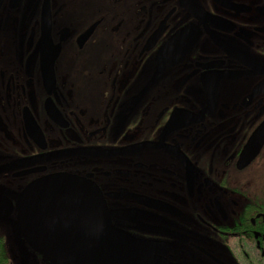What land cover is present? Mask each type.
I'll return each instance as SVG.
<instances>
[{
    "label": "flooded vegetation",
    "instance_id": "1",
    "mask_svg": "<svg viewBox=\"0 0 264 264\" xmlns=\"http://www.w3.org/2000/svg\"><path fill=\"white\" fill-rule=\"evenodd\" d=\"M0 207L9 264H264V0H0Z\"/></svg>",
    "mask_w": 264,
    "mask_h": 264
},
{
    "label": "water",
    "instance_id": "2",
    "mask_svg": "<svg viewBox=\"0 0 264 264\" xmlns=\"http://www.w3.org/2000/svg\"><path fill=\"white\" fill-rule=\"evenodd\" d=\"M37 184L42 185L40 190L42 191H48V192H55V191H60V192H73V191H81V192H86L87 197V204L86 207L90 206V200H93V197L91 196L94 194V198L96 200H101L100 192L95 188L94 183L91 180H88L86 178H77L74 176H67V175H54L47 177L44 180H41ZM31 185L28 187L20 196H19V203L21 206V211H22V220L21 223L18 227V230L23 233V236L25 240L35 248H44L42 250H48L51 248L50 246H43L42 244L48 243V239H41L40 236H37L36 232V224L37 221L40 224H44L47 222V220L51 221V218H60V215H55L52 216L53 214L51 213H46L43 214L41 211L42 206H37L40 204H36V199L34 198V191H35V186ZM94 205V204H93ZM93 205H91L93 207ZM103 213L102 215L106 218H104V222L108 221L107 217L109 216V212L106 210L104 207L105 204L101 203ZM95 208V207H94ZM51 207H47L46 210H50ZM11 207H0V221L4 222H9V216L11 214ZM64 215V214H63ZM110 238L103 239L104 247L105 244H109V247H114V248H119L118 253H114V255H109L111 258H116L118 256H121L124 250H126L127 245H126V239L124 237L116 238L115 234H110ZM9 239V238H8ZM11 240V239H9ZM55 241H61L59 243L58 248L64 249L67 247L66 239H55ZM20 240L18 238L16 239V244H19ZM11 246L12 248L14 246L13 241H11ZM54 247V246H52ZM51 251V250H50ZM47 258L50 260L59 263V264H80V262H83V256L80 255H70V254H56V253H49L46 255ZM87 259H90L92 257L86 256ZM87 262H90L89 260Z\"/></svg>",
    "mask_w": 264,
    "mask_h": 264
},
{
    "label": "trees",
    "instance_id": "3",
    "mask_svg": "<svg viewBox=\"0 0 264 264\" xmlns=\"http://www.w3.org/2000/svg\"><path fill=\"white\" fill-rule=\"evenodd\" d=\"M11 240L8 239V237L1 232V226H0V264H9L10 263V257L12 256L9 254L8 250L11 246Z\"/></svg>",
    "mask_w": 264,
    "mask_h": 264
},
{
    "label": "rangeland",
    "instance_id": "4",
    "mask_svg": "<svg viewBox=\"0 0 264 264\" xmlns=\"http://www.w3.org/2000/svg\"><path fill=\"white\" fill-rule=\"evenodd\" d=\"M1 232H2V234L6 235V236L11 235V232L9 231V229L7 228V226H5V225L1 227Z\"/></svg>",
    "mask_w": 264,
    "mask_h": 264
}]
</instances>
